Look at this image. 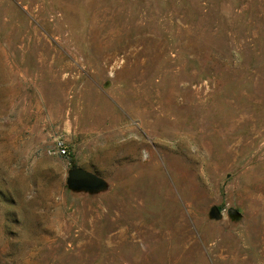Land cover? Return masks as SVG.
<instances>
[{
  "label": "rangeland",
  "instance_id": "374dc122",
  "mask_svg": "<svg viewBox=\"0 0 264 264\" xmlns=\"http://www.w3.org/2000/svg\"><path fill=\"white\" fill-rule=\"evenodd\" d=\"M0 264H264V0H0Z\"/></svg>",
  "mask_w": 264,
  "mask_h": 264
},
{
  "label": "water",
  "instance_id": "95a60500",
  "mask_svg": "<svg viewBox=\"0 0 264 264\" xmlns=\"http://www.w3.org/2000/svg\"><path fill=\"white\" fill-rule=\"evenodd\" d=\"M66 185L72 191H83L87 193L100 192L106 188V182L101 177L79 167L68 170ZM211 215L218 218V208H211Z\"/></svg>",
  "mask_w": 264,
  "mask_h": 264
},
{
  "label": "built area",
  "instance_id": "2783aa9c",
  "mask_svg": "<svg viewBox=\"0 0 264 264\" xmlns=\"http://www.w3.org/2000/svg\"><path fill=\"white\" fill-rule=\"evenodd\" d=\"M57 153H58V155H60V156H63V155L66 154L65 147L62 146V144H58V146H57Z\"/></svg>",
  "mask_w": 264,
  "mask_h": 264
}]
</instances>
